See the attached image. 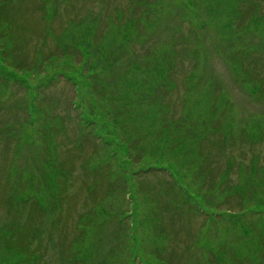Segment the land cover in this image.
Masks as SVG:
<instances>
[{
    "label": "rangeland",
    "instance_id": "374dc122",
    "mask_svg": "<svg viewBox=\"0 0 264 264\" xmlns=\"http://www.w3.org/2000/svg\"><path fill=\"white\" fill-rule=\"evenodd\" d=\"M0 264H264V0H0Z\"/></svg>",
    "mask_w": 264,
    "mask_h": 264
}]
</instances>
